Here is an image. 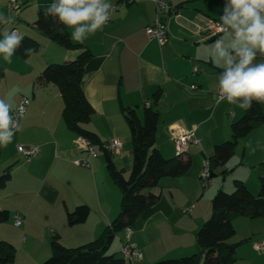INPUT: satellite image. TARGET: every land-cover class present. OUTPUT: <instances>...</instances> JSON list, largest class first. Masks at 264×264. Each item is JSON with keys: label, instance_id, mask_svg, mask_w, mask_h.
Listing matches in <instances>:
<instances>
[{"label": "crops", "instance_id": "obj_1", "mask_svg": "<svg viewBox=\"0 0 264 264\" xmlns=\"http://www.w3.org/2000/svg\"><path fill=\"white\" fill-rule=\"evenodd\" d=\"M10 1L0 0V15L12 18L11 23L0 24V39L5 30L15 29L23 39L39 44L26 58L14 54L11 64L0 57L4 68L0 99L13 110L24 99L30 101L12 142L0 146V177L9 175L0 186V210L10 216L8 222L0 223V241L18 243L32 253L27 261L16 264L45 262L52 256L54 238L66 248L94 242L120 213L121 193L108 170L105 152L96 147L91 168L77 166L86 154L82 138L64 123L61 93L56 85L36 84L47 66L74 62L86 50L92 57L85 66L82 88L94 110L86 128L101 144L121 141L120 151L111 153V160L125 177L132 171L133 147L124 109H137L140 121L148 108L159 111L156 145L167 159L175 158L173 138L179 130H194L199 140L182 158L191 161L189 171L162 178L150 191L158 201L132 228L131 242L143 255L137 264L200 253L196 235L212 215L213 198L220 190L233 192L235 181L259 195L264 175L263 125L240 140L230 162L215 171L210 187L200 182L204 159L212 156L216 145L231 139L232 124L245 115L244 109L226 100L217 103V77L223 68L214 63L212 47L217 39L228 41L225 34L210 40L207 29L210 20L220 21L224 0H168L178 13L166 21L168 41L163 47L146 34L155 19L151 0H111L112 21L85 43L72 41L81 45L79 50L65 49L34 26L38 13L53 0H17L22 5L17 17L9 9ZM66 29L70 35L71 29ZM193 86L197 89L192 90ZM18 147L36 148L38 157L28 163ZM82 205L90 209L88 219L70 226L68 213ZM16 214L24 219V227H15ZM233 224L236 234L229 243L237 244L236 264H264V252L255 248L264 242V218L238 217ZM121 234L117 250L126 241V231Z\"/></svg>", "mask_w": 264, "mask_h": 264}, {"label": "trees", "instance_id": "obj_2", "mask_svg": "<svg viewBox=\"0 0 264 264\" xmlns=\"http://www.w3.org/2000/svg\"><path fill=\"white\" fill-rule=\"evenodd\" d=\"M45 11L38 13L34 23L37 30L67 50L81 49V45L72 42L63 25L58 24L52 17L45 18ZM38 47L39 44L35 40L24 38L15 54L26 58L29 54H26L25 49L32 48L36 51ZM91 57V53L86 50L74 62L49 65L37 77L36 84L56 85L64 102L62 117L66 127L105 152L108 170L121 193L120 213L98 240L82 247L66 248L58 238H54L51 243L52 256L42 264H130L124 261L122 256L120 259L115 253L110 254L116 236L121 231H132L142 215L156 204L158 197L150 191L158 186L162 178L183 176L191 166L188 159L184 161L176 156L167 159L160 152L156 145L160 113L150 107L145 111L143 121H140L137 109H124L132 140L133 167L128 178L115 168L111 152L106 151L105 144H101L98 137L86 128L94 110L85 97L82 81L85 66ZM3 76L4 68L0 62V79ZM159 100L160 94L156 95V102ZM262 125L264 126L263 103L253 101L252 108L245 110V115L232 124L231 139L216 145L212 156L206 158L210 162L212 175L230 162L240 140ZM8 177L7 174L0 177V186ZM89 215L88 206H78L68 213V224L72 227L84 224ZM238 217L252 220L264 218V175L260 177L258 196H254L245 183L238 180L235 181L233 192L220 190L215 195L212 201V215L196 235L200 253L162 260L155 264H236L237 244H230L229 241L236 234L233 223ZM9 219V212L0 210V223H6ZM16 255L17 249L12 244L0 241V264H14Z\"/></svg>", "mask_w": 264, "mask_h": 264}, {"label": "clouds", "instance_id": "obj_3", "mask_svg": "<svg viewBox=\"0 0 264 264\" xmlns=\"http://www.w3.org/2000/svg\"><path fill=\"white\" fill-rule=\"evenodd\" d=\"M114 7L111 0H53L47 6L45 18L52 17L64 28L71 29L70 39L79 44L102 30ZM218 31L225 39H217L212 47V59L223 70L217 77V103L226 100L241 109L252 108L253 101L264 103V0H224ZM11 17L0 15V24H9ZM63 31V29H61ZM0 39V57L8 64L21 47L23 36L15 30H5ZM32 48L25 49L31 55ZM0 99V146L12 142L19 128V113ZM251 147V142H249ZM255 151V149H252Z\"/></svg>", "mask_w": 264, "mask_h": 264}, {"label": "built area", "instance_id": "obj_4", "mask_svg": "<svg viewBox=\"0 0 264 264\" xmlns=\"http://www.w3.org/2000/svg\"><path fill=\"white\" fill-rule=\"evenodd\" d=\"M154 11H155V19L151 26L146 29V34L149 39L155 40L159 46L163 47L166 45L168 41V30H167V20L173 16H176L178 13V9L172 6L168 0H151ZM9 9L14 12L15 16L17 17L22 10V5L17 0H11L9 4ZM115 10V8H114ZM113 10V12H114ZM112 12V13H113ZM112 13L110 19L106 23L109 24L112 21ZM220 21L219 20H210L208 29H207V37L209 39L218 38L224 33L218 31ZM105 25V26H106ZM15 30V29H14ZM16 31V30H15ZM197 68L194 69V72H198ZM192 90H196L197 87H191ZM30 101L28 99H24L22 103L14 110V114L23 107V112L19 113V120L25 116ZM148 105V104H147ZM173 143L175 147V156L178 158H183L184 155L188 151V147L190 145L198 146L199 140L195 136L194 130L192 131H185L179 130L178 134L173 138ZM81 148L85 152L86 157L82 161H77L75 164L77 166H83L86 168H91V159L97 156L95 146L88 140L82 139ZM122 147V143L119 140H113L109 144L104 145V149L111 153L119 152ZM18 152L23 155L26 162L30 163L34 161L38 157V149L36 148H23L18 147ZM200 182L205 187L208 188L213 184L212 180V172L210 167V162L208 159H204L202 165V172L200 175ZM15 226L20 228L24 226L25 221L19 215H15ZM132 231L126 230V241L121 245L120 253L124 261L130 264H137L140 263L143 259V255L138 247L131 242ZM256 250L260 252H264V242L259 243L255 246Z\"/></svg>", "mask_w": 264, "mask_h": 264}, {"label": "rangeland", "instance_id": "obj_5", "mask_svg": "<svg viewBox=\"0 0 264 264\" xmlns=\"http://www.w3.org/2000/svg\"><path fill=\"white\" fill-rule=\"evenodd\" d=\"M15 134H16V132H15ZM218 177H219V176H218ZM126 178H128V177H126ZM215 179H216V178H213V181H214ZM15 227H16V226H15ZM22 227H24V226H22ZM22 227H20V228H22ZM17 228H18V227H17ZM132 231H133V230H132ZM121 232H122V231H121ZM121 232L118 233L119 235L117 236L116 240L114 241V244H113L112 249H111V251H110V254L115 253V254L117 255L118 258L121 257V254H120V248H119V250H117V248H118V246H119V243H120V241H119V236L122 235ZM15 244L17 245V246L14 245L15 248L17 249V255H16V259H15L14 264H16L17 261H19V262L27 261L28 258L31 257L32 253H31L30 251H28V248H22V247H20L21 245H18V243H15ZM18 254H19V256H18ZM17 256H18V258H17Z\"/></svg>", "mask_w": 264, "mask_h": 264}, {"label": "water", "instance_id": "obj_6", "mask_svg": "<svg viewBox=\"0 0 264 264\" xmlns=\"http://www.w3.org/2000/svg\"><path fill=\"white\" fill-rule=\"evenodd\" d=\"M212 177H214V175H212Z\"/></svg>", "mask_w": 264, "mask_h": 264}]
</instances>
